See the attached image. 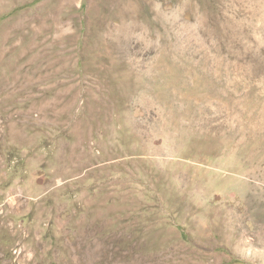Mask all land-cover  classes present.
Segmentation results:
<instances>
[{
	"label": "rangeland",
	"instance_id": "obj_1",
	"mask_svg": "<svg viewBox=\"0 0 264 264\" xmlns=\"http://www.w3.org/2000/svg\"><path fill=\"white\" fill-rule=\"evenodd\" d=\"M0 264H264V0H0Z\"/></svg>",
	"mask_w": 264,
	"mask_h": 264
}]
</instances>
